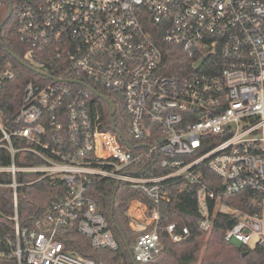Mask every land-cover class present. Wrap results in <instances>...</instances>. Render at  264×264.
<instances>
[{
	"label": "built area",
	"instance_id": "2783aa9c",
	"mask_svg": "<svg viewBox=\"0 0 264 264\" xmlns=\"http://www.w3.org/2000/svg\"><path fill=\"white\" fill-rule=\"evenodd\" d=\"M12 8L21 61L42 79L26 83L16 113L0 106V176L11 180L0 187L13 190L15 206V234L0 231V258L97 264L60 239V228L74 225L95 249L118 250L89 194L96 178L127 183L156 206L171 202L174 187L196 190L200 231L226 216L228 244L264 249V0H15ZM16 78L13 63L0 65V101ZM91 85L111 93L114 108ZM21 153L38 163L18 165ZM207 170L222 183L205 181ZM44 179L68 193L37 229H22L18 189ZM242 193L251 211L223 202ZM126 214L143 232L134 261H154L158 208L134 199ZM165 232L174 243L191 234L177 224Z\"/></svg>",
	"mask_w": 264,
	"mask_h": 264
},
{
	"label": "trees",
	"instance_id": "16d2710c",
	"mask_svg": "<svg viewBox=\"0 0 264 264\" xmlns=\"http://www.w3.org/2000/svg\"><path fill=\"white\" fill-rule=\"evenodd\" d=\"M15 5V0H10ZM10 5L7 0H0V65L13 63L17 70L16 80L7 83L1 96L0 106L5 114L16 113L18 104L23 96V90L29 81L39 82L41 77L31 69L24 67L8 51L18 58L24 59L21 51L20 41L15 30V20L11 17L7 21ZM176 55L182 58L177 50ZM183 60V64H189L188 60ZM175 64L172 60L171 64ZM169 73H175L172 68ZM105 97H112L111 93L101 90L91 85ZM93 95V94H92ZM101 104L108 106V103L93 95ZM17 107V108H16ZM118 108V114H122V109ZM117 114V115H118ZM110 117V112H107ZM109 129L113 130L111 126ZM30 160L24 162V160ZM1 163V162H0ZM18 165H36L38 161L27 154L21 153L17 158ZM4 164H8L5 161ZM24 176H19L21 183ZM37 176L29 177L36 179ZM204 180L212 183L220 181L208 170L204 173ZM0 179L10 182V177L0 176ZM26 179V178H25ZM172 200L170 203H163L158 206L150 202L143 194L132 189L127 183H120L112 179H93V184L89 190L91 198L97 204L98 210L103 214L109 224L119 249H95L90 240L82 235L77 226L60 228V239L67 250L74 251L81 256L91 257L97 264H141L134 263L130 256L127 244L132 248L141 231H134L130 224L126 211L132 200L140 199L151 208L157 207L160 212L159 233L162 240V251L152 262L146 264H264V249L261 247L249 248L228 244L225 241V233L233 224L226 216H218L215 226L210 233L199 230L198 222L200 213L198 211L196 190L192 192L180 193L178 188H173ZM68 193V186L60 180L44 179L29 186L18 189V216L22 229H37V222L42 213L58 204ZM248 194L242 193L236 196H224L223 202L227 205L245 211H251L248 206ZM15 216L14 194L8 187H0V231L3 236L15 234V222L11 219ZM177 224L179 227H188L190 236L180 242L174 243L165 232L167 226ZM148 229L146 231H150ZM0 264H18L13 258H0Z\"/></svg>",
	"mask_w": 264,
	"mask_h": 264
},
{
	"label": "water",
	"instance_id": "95a60500",
	"mask_svg": "<svg viewBox=\"0 0 264 264\" xmlns=\"http://www.w3.org/2000/svg\"><path fill=\"white\" fill-rule=\"evenodd\" d=\"M7 2H8L9 5H10V11H9V15H8V18H7V21H8V20H10L11 17H12V14H13V8H12L11 1H10V0H7ZM1 33H2V29H0V36H1ZM8 52H9V54H10L13 58H15L17 61H19L23 66L27 67V65H26L25 63H23V62L21 61V59L18 58L15 54H13V53L10 52V51H8ZM202 63H203V62L197 64L196 69H199L200 66L202 65ZM27 68L29 69V67H27ZM91 90H92V92L95 93L97 96H99V97L105 99V100L110 104L111 108H114V104H113V102H111L110 100H108L107 98H105L104 96H102L101 94H98L94 89L91 88ZM114 113H115V111L112 112V116L114 115ZM126 245H127L128 252H129L130 256L132 257L133 262L136 263V262L134 261V258H133L132 248L127 244V242H126Z\"/></svg>",
	"mask_w": 264,
	"mask_h": 264
},
{
	"label": "bare ground",
	"instance_id": "6f19581e",
	"mask_svg": "<svg viewBox=\"0 0 264 264\" xmlns=\"http://www.w3.org/2000/svg\"><path fill=\"white\" fill-rule=\"evenodd\" d=\"M137 207H138V204H137V203H134V204L132 205V207H131V210H132V211H136V212L139 213V211H137Z\"/></svg>",
	"mask_w": 264,
	"mask_h": 264
},
{
	"label": "rangeland",
	"instance_id": "374dc122",
	"mask_svg": "<svg viewBox=\"0 0 264 264\" xmlns=\"http://www.w3.org/2000/svg\"><path fill=\"white\" fill-rule=\"evenodd\" d=\"M128 210V209H127ZM126 213H127V211H126ZM127 215V214H126Z\"/></svg>",
	"mask_w": 264,
	"mask_h": 264
}]
</instances>
